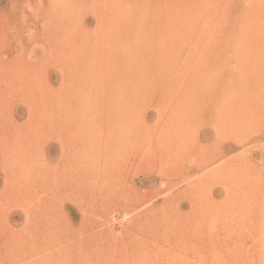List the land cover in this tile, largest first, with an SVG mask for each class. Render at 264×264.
<instances>
[{
  "label": "rangeland",
  "instance_id": "374dc122",
  "mask_svg": "<svg viewBox=\"0 0 264 264\" xmlns=\"http://www.w3.org/2000/svg\"><path fill=\"white\" fill-rule=\"evenodd\" d=\"M244 140L250 145L220 158L224 144ZM87 143L114 154L113 165L135 157L128 185L135 179L150 200L164 185L154 210L135 213L141 227L126 228L132 217L118 214L108 228L119 236L91 241L108 264H264V0H0V264H42L38 254L52 242L62 247L65 225H79L73 205L46 204L33 187L29 194L23 175L36 162L49 175L66 151ZM194 155L213 165L187 190L191 180L182 184L180 173ZM27 193L34 200L26 204Z\"/></svg>",
  "mask_w": 264,
  "mask_h": 264
},
{
  "label": "bare ground",
  "instance_id": "6f19581e",
  "mask_svg": "<svg viewBox=\"0 0 264 264\" xmlns=\"http://www.w3.org/2000/svg\"><path fill=\"white\" fill-rule=\"evenodd\" d=\"M173 118V117H172ZM169 121V120H168ZM171 123V122H170ZM170 123H167L168 125H171ZM218 124V123H217ZM221 124H223V122H221ZM174 126V125H173ZM225 126V125H224ZM168 127V126H167ZM217 127V125H216ZM165 128V127H163ZM169 128V127H168ZM176 128V127H175ZM185 128V127H184ZM173 129V128H171ZM133 130V129H131ZM175 130V129H174ZM179 130V129H178ZM177 130V131H178ZM134 131V130H133ZM170 131V130H168ZM172 131L173 133H177ZM181 131V130H180ZM184 131V129H183ZM157 132V131H156ZM171 132V133H172ZM179 132V131H178ZM185 132V131H184ZM133 133V132H132ZM130 133L131 135H134ZM165 133V132H164ZM167 133V132H166ZM169 133V134H171ZM207 133L208 132H205V136H207ZM112 134V133H111ZM129 134V135H130ZM157 135V133H155ZM178 134V133H177ZM181 134V133H180ZM219 134V133H218ZM222 135V134H221ZM104 136V135H103ZM127 136V135H126ZM170 136V135H168ZM185 136V135H183ZM105 137V136H104ZM162 137V135H161ZM160 138V137H159ZM171 138V136H170ZM176 138V137H175ZM185 138V137H184ZM105 139V138H104ZM177 139V138H176ZM175 139V140H176ZM216 139V138H215ZM226 139V138H225ZM103 140V139H102ZM155 140V139H154ZM166 140V139H165ZM179 139H177L178 141ZM181 140V139H180ZM105 140H103L102 142H104ZM160 141V140H159ZM168 141V139H167ZM185 141H189V140H184ZM158 142V141H156ZM164 142V141H163ZM162 142V143H163ZM179 142V141H178ZM248 142V143H247ZM106 143V142H104ZM108 143V142H107ZM167 143H170L169 142H165V145ZM175 143V142H173ZM183 143V142H182ZM251 143V140L249 141H240V142H229L228 144H224L225 145V148H223V150H226L229 152L231 151H234L233 153H236L235 150L238 149V147H247L249 146ZM92 144V143H90ZM89 143L87 144H84V146H81L79 148H72V149H69L68 151H66L61 157H60V163L59 165H56L53 167V170L51 171V173L49 175H46V176H41L40 173L38 172V169H39V164L38 162L34 163V164H28L27 167H30L31 169L29 170H26V174L23 175V181L25 182V184L28 186L27 187V190H28V193H29V188L33 187V189L36 191L35 193L38 195L40 194V192L42 193H45L47 195V202L46 204H50L52 206L53 203H60L62 204V206L66 205V204H71L74 206V208L77 210V217L80 218V223L79 225H74V222H73V219L70 223H68L67 225H65V229H64V233L60 235L59 237V242L61 243L62 247H59L57 249L56 246L53 244L52 242V247L48 248L44 254L42 255V252H41V255L38 254V256L41 257V262L42 264H108L104 258H105V252L104 250H102L99 246L97 249H89V245L92 243L91 241L93 240H100L104 235L106 237V234L108 233L110 236H113V239L118 237L119 235H116L112 232L111 228H108V226H110L111 223H114L115 219L118 218V214H121V218L123 221H127L129 220L130 217H132V219H130L129 222H127L125 224L126 228H134L136 227L137 225L141 227V220H139V217L140 216H137L135 217V213L137 214L138 212L140 211H143L145 210V212H150L152 210H154L157 206L156 205H153L151 206V203L152 201H155L156 198L161 195V187L162 185H160L158 188H154L152 192H155V195L153 197V199L155 200H150V191L147 192V193H140L138 188L136 187V181L135 179L133 180H130L132 181V183L134 184H130L128 185L129 183V179L130 178L129 176H131L130 174L132 172L128 171L129 172V175H128V172H127V169L128 167H130L131 165V161L133 162L136 161V158L133 157V158H127L126 159V162L123 163L122 161V164L121 166H117V164L113 165L112 163H114V159H115V155L109 153V152H103V149L99 148V146H95V145H90ZM98 144V143H97ZM110 144V143H109ZM150 144V143H149ZM180 144V143H179ZM210 144V143H209ZM216 144V143H215ZM104 145V144H103ZM164 145V144H163ZM173 146V144H170ZM169 145V147H171ZM211 145V144H210ZM219 145V144H218ZM107 146V144H106ZM153 146H156L153 144ZM167 146V145H166ZM179 146V145H178ZM181 146V144H180ZM178 147V148H181V147ZM183 146V144H182ZM215 146V145H214ZM100 147H101V142H100ZM102 147H105V146H102ZM108 147V146H107ZM114 147V146H113ZM168 147V146H167ZM185 147V146H184ZM210 147V146H209ZM140 148V147H139ZM152 149V145L150 147ZM176 147L174 146V149ZM130 149V147H129ZM137 149V148H136ZM161 149H164L163 147H161ZM169 149V148H168ZM166 149V150H168ZM183 149V148H181ZM180 149V150H181ZM201 149V148H200ZM199 149V150H200ZM142 150V149H140ZM149 150V149H148ZM171 150L173 151V149L171 148ZM170 150V151H171ZM147 151V150H146ZM145 151V153H147ZM165 151V149H164ZM176 151V150H175ZM202 151V149H201ZM212 151V150H211ZM221 151V149H220ZM249 151V150H248ZM111 152V151H110ZM198 152V150H197ZM229 152H223L222 153V156L220 157L221 159H228L229 157L233 156V153H229ZM142 153V152H141ZM162 153V151H161ZM174 153V151H173ZM176 153V152H175ZM195 153V152H194ZM200 153V151H199ZM130 154V153H129ZM152 154V153H151ZM172 155V153H170ZM245 154V153H244ZM128 156V153L126 154ZM212 155V153H211ZM130 156V155H129ZM132 156V155H131ZM163 156V155H162ZM166 156V155H165ZM168 156V155H167ZM196 157H194V159L192 161H197L196 163H194V165H192L191 167H188L186 169H182L180 175H181V178H180V181L182 180V184H185L186 182L190 181V185L187 187L189 189H191L195 184H197L199 182L200 179L197 178L198 175H200V172H202L204 170V173H206V169L209 168L212 164V160H210V162L208 163V159H204L203 160L205 161L206 164H204V166H201L199 165L198 163V158H197V155H194ZM204 156V155H203ZM148 157V156H147ZM150 157V156H149ZM148 157V158H149ZM151 157H153L151 155ZM218 157V155L216 156ZM241 157V156H240ZM164 158V156L162 157ZM193 158V157H192ZM191 158V159H192ZM166 159H168L166 157ZM213 159V158H212ZM217 159V158H216ZM231 159V158H230ZM239 159V158H238ZM237 158L234 157V161L235 162L236 160L238 161ZM150 160V159H149ZM189 160V158H188ZM202 160V161H203ZM218 160V159H217ZM229 160V159H228ZM241 160V158L239 159V161ZM244 160V159H242ZM118 161V160H117ZM170 161V160H169ZM187 161V160H186ZM221 161V160H220ZM236 161V162H237ZM245 161V160H244ZM167 161H165V164ZM180 162V161H179ZM222 162V161H221ZM224 162V161H223ZM229 162H232V159L231 161ZM241 162V161H240ZM119 163V162H117ZM135 163V162H134ZM151 163V162H150ZM172 163H174L172 161ZM203 163V162H202ZM214 163V162H213ZM220 163V162H219ZM121 164V163H120ZM157 163H152V165H156ZM164 164V162H163ZM162 164V165H163ZM171 164V163H170ZM169 164V165H170ZM228 164V163H227ZM134 165V164H133ZM150 165V166H152ZM168 165V167H169ZM174 165V164H173ZM176 165H177V162H176ZM213 165V164H212ZM216 165V164H214ZM231 165V164H230ZM158 166H159V163H158ZM224 166V165H223ZM229 166V165H228ZM117 167H120L117 169ZM218 167H220V165H218ZM218 167L217 170H218ZM232 167V166H231ZM157 168V167H156ZM181 168V167H180ZM215 168V166H214ZM215 168V169H216ZM171 169V168H170ZM174 169V168H173ZM172 169V170H173ZM220 169V168H219ZM223 169V168H222ZM158 170V169H157ZM166 170V169H165ZM164 170V171H165ZM209 170V169H208ZM211 170V169H210ZM154 168H151L150 169V172H154ZM167 171V170H166ZM170 171V170H169ZM180 171V170H179ZM214 171V170H213ZM220 171V170H219ZM146 172V171H144ZM177 172V171H176ZM135 173V172H134ZM141 172H139L140 174ZM179 173V172H178ZM177 173V174H178ZM133 174V173H132ZM135 175V174H134ZM152 175V174H151ZM202 175V174H201ZM205 175V174H203ZM137 176V174H136ZM54 177H58L56 179H54ZM133 177V176H132ZM168 177V176H167ZM200 178V177H199ZM159 178H153L150 176V181L149 183L152 184V185H157V183L159 181ZM179 180V179H178ZM172 182V181H171ZM117 183H124L126 187H124L122 193H119L117 194L115 191H114V188L116 187V184ZM178 183V182H177ZM122 186V185H121ZM164 186V185H163ZM162 186V187H163ZM169 186V185H168ZM167 186V187H168ZM178 186V185H177ZM176 187V186H175ZM122 188V187H121ZM170 189V187H169ZM120 192V191H119ZM125 195H124V193ZM174 192V191H173ZM26 194V197H27V200H26V204L33 201L34 197L33 195H29V194ZM182 193V192H181ZM189 194H190V191L185 193L183 192V199H189ZM179 195V194H178ZM199 196V195H198ZM167 197V196H166ZM198 198V197H197ZM196 198V199H197ZM152 199V198H151ZM160 199H163V198H160ZM42 200H40L39 202H41ZM67 202V203H66ZM193 201L191 200L189 203H192ZM164 203V202H163ZM184 203V201H183ZM196 203V202H195ZM207 203V202H206ZM165 204V203H164ZM190 205V204H189ZM192 205V204H191ZM197 205V204H196ZM150 207V208H149ZM192 207V206H191ZM197 206H195L196 208ZM163 208V207H162ZM166 209V208H165ZM164 209V210H165ZM30 210V209H28ZM197 210V208H196ZM195 210V211H196ZM181 211V210H180ZM194 210L193 212L196 213ZM158 212V211H157ZM161 212V211H160ZM170 212V211H169ZM169 212H168V215H169ZM166 213V212H164ZM173 213V212H171ZM191 213V212H190ZM142 214V213H141ZM150 214V213H149ZM161 214V213H160ZM174 214V213H173ZM172 214V215H173ZM198 214V213H197ZM30 215V214H29ZM148 215V214H147ZM147 215L145 217H147ZM180 215V214H178ZM189 215V214H188ZM193 215V214H192ZM196 215V214H195ZM134 216V217H133ZM150 216V215H149ZM148 216V217H149ZM174 216V215H173ZM197 216V215H196ZM196 218V217H194ZM193 218V219H194ZM144 219V217H143ZM173 219V218H172ZM175 219V217H174ZM190 219L191 218V214H190ZM168 220V219H167ZM176 220V219H175ZM183 220V219H182ZM185 220V219H184ZM183 220V221H184ZM224 220V219H223ZM229 220V218H228ZM227 220V221H228ZM164 221V220H163ZM186 221V220H185ZM195 223L196 221L198 222V220H194ZM193 221V222H194ZM169 222H170V219H169ZM174 222L171 221V223ZM177 222V221H176ZM175 222V224H176ZM179 222V221H178ZM182 222V221H181ZM192 222V221H191ZM149 223V221L147 222ZM146 223V224H147ZM166 223V222H165ZM189 223V222H188ZM236 223V222H235ZM140 224V225H139ZM150 224V223H149ZM174 224V225H175ZM182 223H180L181 225ZM184 224V223H183ZM190 224V223H189ZM194 224V223H193ZM144 225V224H143ZM162 225V224H161ZM160 225V226H161ZM166 225V224H165ZM169 225V224H168ZM185 225V224H184ZM188 225V224H187ZM192 226V223L190 224ZM241 225V224H239ZM103 226H105L103 228ZM150 226V225H148ZM156 226V225H155ZM164 226V224H163ZM170 226V225H169ZM190 226V227H191ZM196 226V225H195ZM198 226V224H197ZM196 226V227H197ZM234 226V225H233ZM139 227V228H140ZM173 226H171L172 228ZM176 227H177V224H176ZM183 227V225L181 226ZM187 227V226H186ZM190 227H189V230H190ZM236 227V225H235ZM241 226H239L238 228H240ZM144 229H146L144 226H143ZM150 228V227H148ZM157 228V227H156ZM159 228V227H158ZM157 228V229H158ZM164 228V227H163ZM165 228H167L165 226ZM169 228V227H168ZM214 228V227H213ZM218 226L215 228L217 229ZM237 228V227H236ZM183 229V228H181ZM180 229V231L178 232L176 230V234L178 233H181L182 230ZM196 229V228H195ZM223 229V228H222ZM226 229V228H225ZM228 229V228H227ZM226 229V230H227ZM231 229V228H230ZM244 229V228H243ZM246 229V228H245ZM244 229V230H245ZM106 230V232L104 231ZM134 230V229H133ZM137 230H140V229H137ZM164 230V229H163ZM184 230V229H183ZM209 230V229H208ZM226 230H225V233H226ZM251 230V229H250ZM140 231H143L142 228ZM147 231V229H146ZM149 231V230H148ZM160 231V230H159ZM206 231V230H205ZM216 231V230H215ZM238 231V230H237ZM249 231V230H248ZM128 232V231H127ZM154 232V231H152ZM164 232V231H163ZM171 232H173V230H171ZM186 232V230H185ZM207 232V231H206ZM222 232V231H221ZM130 233V232H129ZM132 233V232H131ZM143 233V232H142ZM140 232V234H142ZM148 232H146L147 234ZM151 233V232H150ZM166 233V231L164 232ZM170 233V232H169ZM168 233V234H169ZM175 233V232H174ZM173 233V234H174ZM183 233V232H182ZM197 233V232H196ZM200 233V232H199ZM214 233H217V232H214ZM218 233H220V231H218ZM224 233V234H225ZM230 233V232H229ZM244 233V231H243ZM125 234V233H124ZM124 234H122L121 236H123ZM143 233V237L144 238V235H146ZM152 234V233H151ZM155 234V233H154ZM159 234V233H158ZM167 234V235H168ZM175 234V235H176ZM178 234H177V238L178 237ZM195 234V233H194ZM222 234V233H221ZM224 234H223V238H224ZM252 234V233H251ZM130 235V234H129ZM166 235V236H167ZM169 235H172V234H169ZM174 235V236H175ZM181 235V234H180ZM198 234H196L197 236ZM205 235V234H204ZM208 235V234H207ZM206 235V236H207ZM218 234H214V236H217ZM226 235V234H225ZM254 235V233H253ZM133 236V235H132ZM151 236H154V235H151ZM151 236L147 235V237H150L151 239ZM159 236V235H158ZM173 236V237H174ZM188 236V235H187ZM191 236V235H190ZM213 236V238H214ZM230 236V235H229ZM240 236V235H239ZM108 237V235H107ZM170 237V236H168ZM201 237V236H200ZM212 237V234L209 236V238ZM219 237V236H218ZM217 237V238H218ZM222 237V235H221ZM104 238V237H103ZM120 238V237H119ZM141 238V237H139ZM160 238V237H159ZM163 238V237H162ZM172 238V237H171ZM182 238V236H181ZM184 238L186 240V237L184 235ZM202 238V237H201ZM207 238V237H206ZM205 238V239H206ZM211 238V239H213ZM227 238V237H226ZM226 238H224L226 240ZM229 238V237H228ZM253 238V237H251ZM250 238V239H251ZM256 238V237H255ZM145 239V238H144ZM143 239V240H144ZM148 239V238H146ZM145 239V243L147 242V240ZM149 239V240H150ZM167 239V238H166ZM175 239V238H174ZM198 239V238H197ZM209 239V240H211ZM216 239V237H215ZM221 239V238H219ZM218 239V240H219ZM232 239V238H229V240ZM246 239V238H245ZM257 239V238H256ZM120 240V239H119ZM148 240V241H149ZM155 240V239H154ZM162 240V239H161ZM181 241V239H179ZM204 240V238L202 239ZM218 240H216V242H218ZM225 240H221L223 242H225ZM243 240V239H242ZM163 241V240H162ZM171 241H174V240H171ZM184 241V240H183ZM187 241V240H186ZM185 241V242H186ZM200 241V238L199 240ZM213 241H215L213 239ZM219 241V242H221ZM233 241V240H231ZM230 241V242H231ZM244 241V240H243ZM144 242V241H143ZM150 242V241H149ZM176 242V241H175ZM179 242V241H177ZM195 243V241H192ZM191 242V243H192ZM205 242V241H204ZM209 242V241H208ZM206 242V243H208ZM118 243V242H117ZM116 243V244H117ZM121 243V242H119ZM160 243V242H158ZM164 243H168V240L167 242H164ZM173 242H171L169 245H172ZM187 243V242H186ZM205 243V244H206ZM211 243V242H210ZM215 243V242H213ZM222 243V242H221ZM220 243V244H221ZM228 243V241H227ZM247 243V242H246ZM25 244V242L23 243ZM40 244V243H39ZM93 244V243H92ZM115 244V243H114ZM122 244V243H121ZM124 244V243H123ZM127 244V243H126ZM125 244V245H126ZM131 244V242H130ZM129 244V245H130ZM140 244V243H139ZM144 244V243H142ZM148 244V242L146 243V245ZM176 244V243H175ZM179 244V243H178ZM219 244V243H218ZM224 243H222L221 245H223ZM231 243H229L230 245ZM235 244V243H233ZM244 244V242H243ZM26 245V248L27 247V244ZM41 245H42V242H41ZM54 245V246H53ZM120 246V244H118ZM124 245V247H126ZM132 245V244H131ZM137 245V243H136ZM135 245V246H136ZM177 245V244H176ZM181 245V244H180ZM184 245V243H183ZM187 245V244H185ZM192 245V244H191ZM203 245V244H202ZM210 245V244H209ZM213 245V244H212ZM217 245V244H216ZM227 244L225 243L224 246H226ZM245 245V244H244ZM23 246V245H22ZM35 246V245H34ZM39 246V245H38ZM46 245H42L43 248H45ZM97 246V245H96ZM128 246V245H127ZM134 246V245H133ZM138 246V245H137ZM142 246V245H140ZM140 246H139V249H140ZM166 246V245H164ZM193 246V245H192ZM206 246V245H205ZM204 246V247H205ZM218 246V245H217ZM217 246H214V247H217ZM220 246V245H219ZM218 246V247H219ZM233 246V245H231ZM235 246V245H234ZM24 247V246H23ZM112 247H115V246H112ZM144 247V246H143ZM146 247V246H145ZM148 247V246H147ZM170 247V246H169ZM184 247V246H183ZM201 247V246H200ZM221 247V246H220ZM230 247V246H228ZM37 248V247H36ZM42 248V249H43ZM120 248L122 249V247H119V250ZM130 247H128V251L130 252ZM132 248V246H131ZM134 248V247H133ZM159 248V247H158ZM166 248V247H165ZM190 248V246L188 247ZM224 248V247H223ZM24 249V248H23ZM41 249V248H40ZM110 249V248H109ZM136 249V248H135ZM144 249V248H142ZM150 249V247H149ZM161 249V248H160ZM163 249V248H162ZM170 249V248H169ZM177 249V248H176ZM182 249V248H181ZM184 249V248H183ZM182 249V251L184 252V250ZM187 249V248H186ZM192 249L194 250V248L192 247ZM200 249V248H199ZM222 249V247H221ZM26 250V249H25ZM31 250V249H30ZM115 250V249H114ZM132 251L134 249H131ZM138 250V249H137ZM146 251L148 250L147 248L145 249ZM165 251H167V249H164ZM173 250H174V247H173ZM172 250V251H173ZM189 250V249H188ZM187 250V251H188ZM192 250V251H193ZM219 250V249H217ZM238 250V249H237ZM243 250V249H242ZM32 251V250H31ZM38 251V250H37ZM36 251V252H37ZM125 251V250H123ZM132 251L130 253H132ZM168 251H171V250H168ZM176 251V250H175ZM190 251V250H189ZM191 251V253H192ZM196 250H194V253L196 254L195 252ZM224 251V250H223ZM227 251V249L225 250V252ZM240 251V250H239ZM246 251V250H245ZM27 252V250L25 251ZM115 252V251H114ZM137 252V251H136ZM140 252V250H139ZM138 252V253H139ZM148 252V251H147ZM183 252L180 253L182 254L183 256ZM216 252V251H215ZM224 252V253H225ZM107 253V252H106ZM109 253V252H108ZM125 253V252H124ZM127 253V252H126ZM133 253H135V251H133ZM141 253V252H140ZM143 253V252H142ZM171 253H174V252H171ZM178 253V252H177ZM176 253V254H177ZM190 253V252H189ZM190 253V254H191ZM194 253L192 255H194ZM200 252L197 251V254L199 255ZM209 253V252H208ZM219 253V252H218ZM227 253V252H226ZM229 253V252H228ZM236 253V252H235ZM245 253V252H244ZM26 254V253H25ZM33 254V253H32ZM149 254V252H148ZM217 254V253H216ZM241 254V253H240ZM31 255V254H30ZM37 255V254H36ZM35 255V256H36ZM109 255V254H108ZM120 255V254H119ZM124 255V254H123ZM131 255V254H130ZM137 255V253L135 254ZM140 255V254H139ZM142 255V254H141ZM145 255V254H144ZM168 255V254H166ZM173 255V254H172ZM171 255V256H172ZM180 255V254H179ZM227 256V254H225ZM37 256V257H38ZM116 256V255H115ZM113 255V257H115ZM128 256V254H127ZM134 256V255H133ZM143 256V255H142ZM151 256V255H150ZM171 256H168V257H171ZM210 256V254H209ZM232 256V255H231ZM242 257V255H240ZM30 257H33V256H30ZM107 257V256H106ZM121 257V255L119 256V258ZM123 257V256H122ZM132 257V255L130 256ZM140 257V256H139ZM175 259H176V256H174ZM178 257V256H177ZM197 257V256H196ZM214 257V256H212ZM217 257V255H216ZM215 257V258H216ZM221 257V256H220ZM225 257V256H224ZM137 257H135V260H136ZM147 258V257H146ZM152 258V257H151ZM159 258V257H158ZM172 258V257H171ZM186 258V257H185ZM190 258V256H189ZM219 258V257H218ZM229 258V257H227ZM240 258V257H239ZM264 258V257H263ZM49 259H51L49 261ZM121 259V258H120ZM129 258H127L128 260ZM141 259H145V258H141ZM140 259V260H141ZM157 259V258H155ZM170 259V258H169ZM173 260H175L174 258H172ZM179 259V258H177ZM210 259V258H209ZM217 259V258H216ZM221 259V258H220ZM28 260V259H26ZM25 260V261H26ZM39 260V258H38ZM131 260V259H130ZM128 260V261H130ZM139 260V258L137 259ZM139 260V261H140ZM148 260V259H146ZM158 260V259H157ZM156 260V261H157ZM164 260H167L166 258ZM196 260V258H195ZM205 260H206V257H205ZM225 260V259H224ZM23 261V262H25ZM186 261V260H185ZM218 261V259H217ZM214 260V262H217ZM220 261V260H219ZM21 262V261H20ZM40 262V261H37V263ZM116 262V261H115ZM114 262V263H115ZM118 262V260H117ZM138 262V261H137ZM145 262V261H144ZM147 262V261H146ZM152 262V261H151ZM159 262V261H158ZM165 262V261H164ZM163 262V263H164ZM183 262V260H180V263ZM195 262V261H194ZM223 262V261H222ZM221 262V263H222ZM245 262V261H244ZM22 263V262H21ZM33 262H31L32 264ZM35 263V264H37ZM110 263L113 264V262H111L110 260ZM141 263V262H140ZM156 263V262H155ZM154 263V264H155ZM161 263V264H163ZM175 263V262H174ZM178 264V261L176 262ZM175 263V264H176ZM188 264L187 262H184V264ZM196 263V262H195ZM220 263V262H219ZM247 263V261H246ZM24 264V263H23ZM41 264V263H40ZM142 264V263H141ZM144 264V263H143ZM151 264V263H150ZM165 264V263H164ZM230 264V263H228Z\"/></svg>",
  "mask_w": 264,
  "mask_h": 264
},
{
  "label": "crops",
  "instance_id": "0c3cea01",
  "mask_svg": "<svg viewBox=\"0 0 264 264\" xmlns=\"http://www.w3.org/2000/svg\"><path fill=\"white\" fill-rule=\"evenodd\" d=\"M18 113H21V111L19 110V111H18ZM23 119H24V116H22V117L20 116V119H19V120L21 121V120H23ZM205 132H207V131H203V132H202V137H203V138H205V137H206V136H205V134H204ZM207 135H209V136H210L209 132H208V134H207ZM206 138H208V139H209V137H206ZM210 139H211V137H210ZM260 141H261V140H260ZM231 152L233 153L234 151H231ZM231 152H229V153H231ZM153 178H156V177H153ZM157 181H158V180H157ZM217 193L219 194V192H216V194H217Z\"/></svg>",
  "mask_w": 264,
  "mask_h": 264
}]
</instances>
